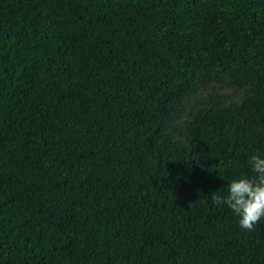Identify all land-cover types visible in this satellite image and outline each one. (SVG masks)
<instances>
[{
  "label": "trees",
  "instance_id": "obj_1",
  "mask_svg": "<svg viewBox=\"0 0 264 264\" xmlns=\"http://www.w3.org/2000/svg\"><path fill=\"white\" fill-rule=\"evenodd\" d=\"M179 37L185 49L170 46ZM72 51L82 61L65 67ZM222 63L259 81L246 124L214 110L190 154L154 150L161 107ZM259 125L264 0H0V264H264V218L248 231L211 199L254 175L245 150L264 156ZM67 198L81 206L75 231Z\"/></svg>",
  "mask_w": 264,
  "mask_h": 264
},
{
  "label": "rangeland",
  "instance_id": "obj_2",
  "mask_svg": "<svg viewBox=\"0 0 264 264\" xmlns=\"http://www.w3.org/2000/svg\"><path fill=\"white\" fill-rule=\"evenodd\" d=\"M50 6V4H45L40 7V10L46 12L50 9ZM210 12L211 8L204 12V16H208ZM106 24L107 22L102 25ZM169 44L177 50L185 49L186 46L185 39L182 37L171 40ZM152 58L156 60L155 56H152ZM64 61L65 67H75L82 60L78 53L75 54V51H72L66 55ZM208 72L209 82L189 85L186 90L177 94L161 107L158 113V122L164 136L161 139L150 141V145L154 150L165 143H174L183 153L190 154L196 149L194 135L197 120L214 110L227 111L236 117L242 125L246 124L242 110L249 102L263 97L259 88V81L251 77L239 76L226 63L216 64L210 67ZM255 129L264 132V125L256 126ZM245 152L250 157L253 155L247 149ZM194 187L195 183H191L188 188L179 193L177 202L183 208H185L184 204L191 196ZM42 191L50 194L49 200L43 203V207L46 210L53 211V206L56 203V199L53 198L54 188L45 187ZM5 192L17 199L24 195L34 202L40 201L39 190L35 186L20 187L17 184H8ZM65 202L64 222L70 229L75 231L74 219L81 210V206L68 198ZM94 248L99 249L97 246H91L90 249ZM228 249V246H224L223 251L228 252Z\"/></svg>",
  "mask_w": 264,
  "mask_h": 264
},
{
  "label": "clouds",
  "instance_id": "obj_3",
  "mask_svg": "<svg viewBox=\"0 0 264 264\" xmlns=\"http://www.w3.org/2000/svg\"><path fill=\"white\" fill-rule=\"evenodd\" d=\"M249 164L254 173L252 177L233 179L226 195H219L215 191L211 199L215 205H227L239 218V226L252 231L264 218V156L253 154Z\"/></svg>",
  "mask_w": 264,
  "mask_h": 264
}]
</instances>
